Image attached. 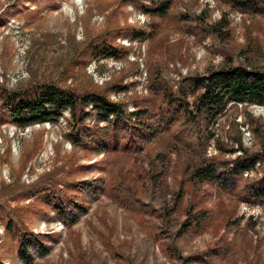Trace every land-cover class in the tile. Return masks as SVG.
Instances as JSON below:
<instances>
[{"label": "rangeland", "instance_id": "1", "mask_svg": "<svg viewBox=\"0 0 264 264\" xmlns=\"http://www.w3.org/2000/svg\"><path fill=\"white\" fill-rule=\"evenodd\" d=\"M162 1L163 16L149 11ZM0 16V87L49 82L126 106L72 133L67 111L25 127L0 116V264H264V106L191 105L193 77L264 70V0H0ZM118 31V56L80 57ZM236 138L246 152L215 147ZM203 164L216 177L191 192Z\"/></svg>", "mask_w": 264, "mask_h": 264}, {"label": "trees", "instance_id": "2", "mask_svg": "<svg viewBox=\"0 0 264 264\" xmlns=\"http://www.w3.org/2000/svg\"><path fill=\"white\" fill-rule=\"evenodd\" d=\"M168 7V2L162 1L148 9L154 15L163 16ZM6 11L1 16L4 15L6 17L9 14ZM1 16L0 20L5 21ZM119 31L115 32V35L110 37V39L103 38L96 44H89L85 50L87 51L86 54L83 55L81 53L80 57H85L86 55L89 58L118 56L123 51V47L118 48L115 46L113 40L120 34ZM142 36L143 32L136 34L138 38ZM192 83V93L196 94L195 99L191 103L194 114L203 112L206 115H219L223 113L229 104L264 106V70L226 64L204 76L193 77ZM114 88L123 90L127 86L120 87L118 84ZM66 111L68 116L65 117V120L69 131L72 133L85 124V121L92 116V113L96 115L95 118L106 119L109 116L113 117L126 113V106L122 102L110 100L106 94L98 91H79L70 86L60 87L49 82L33 83L25 88H17L15 90L0 87V116L3 119H12L20 127H25L34 122L57 121ZM129 114L136 116L137 112L130 111ZM188 115H190L189 111L187 112ZM71 133L68 134V137L72 143L76 144L77 137H71ZM215 147L220 151H227L231 154L238 151L246 152V149L242 146L241 138H236L228 150H224L223 145H220V143H216ZM251 165L252 163H246L240 168L248 170ZM189 177L193 184L192 192L197 185L202 182L213 181L216 176L211 164H203L193 166ZM54 198L55 196L53 195H42L39 197L38 205L41 203L51 207V201ZM55 199L60 204L53 207V209L58 211L63 200H61V197ZM76 221L77 216L73 217L71 223L73 224ZM11 225L12 219L8 218L6 229L11 230ZM197 227L194 226L193 229L197 231ZM18 241V255L21 258H29L26 253L27 245L24 244V240L19 238ZM40 243L42 244V242ZM46 252V244H43L42 253L46 254ZM28 260H25L26 264H30V262H27Z\"/></svg>", "mask_w": 264, "mask_h": 264}]
</instances>
